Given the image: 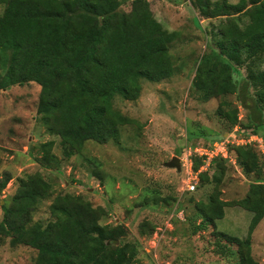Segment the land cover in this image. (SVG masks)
<instances>
[{
    "label": "trees",
    "instance_id": "1",
    "mask_svg": "<svg viewBox=\"0 0 264 264\" xmlns=\"http://www.w3.org/2000/svg\"><path fill=\"white\" fill-rule=\"evenodd\" d=\"M123 3L130 4L128 11L119 9ZM191 3L201 16L219 18L211 34L220 51L209 47L198 57L193 92L201 101L221 97L216 111L228 120L229 128L240 122L238 108L224 97L237 93L249 111L238 135L247 138L260 133L264 129V0ZM0 5V89L29 82L40 86L39 119L48 133L58 137L66 157L80 153L89 140L118 143L121 127L135 120L114 106L115 97L135 100L142 80L158 82L175 71L169 48L177 32L162 26L148 0H0ZM233 64L243 65L247 71L241 90ZM249 87L251 94L247 93ZM216 140L221 136L204 145ZM53 144L52 140L41 144V164L53 162ZM232 150L243 172L257 178L241 199L252 213L251 234L264 216V180H258L262 179L258 156L248 144ZM224 159L213 158L209 168L216 164V170L212 174L208 168L200 170L196 184L217 183L223 174L219 163ZM193 160L192 169L198 171L203 159L192 154ZM9 179L6 175L0 181V191ZM50 190L51 184L39 173L26 174L19 178L9 202L2 205L0 233L12 245L35 248V264L136 261L135 246L120 240L126 228L119 223L101 224L104 209L80 194H57L49 204L50 219L44 224L33 221V208ZM225 204L210 192L208 202L196 204L201 222L193 231L215 225L224 216ZM219 236L237 246L239 264H258L250 256L248 238L238 240L222 232ZM221 246L220 252L225 253Z\"/></svg>",
    "mask_w": 264,
    "mask_h": 264
},
{
    "label": "rangeland",
    "instance_id": "2",
    "mask_svg": "<svg viewBox=\"0 0 264 264\" xmlns=\"http://www.w3.org/2000/svg\"><path fill=\"white\" fill-rule=\"evenodd\" d=\"M148 2L162 26L177 32L169 48L175 71L158 82L142 80L135 100L115 97L114 106L135 120L121 127L118 143L89 140L80 153L66 157L58 137L48 133L39 119L40 86L29 82L0 89V181L6 175L10 177L0 191V221L2 205L15 193L19 178L39 173L51 184V190L37 201L33 221L44 224L50 219L49 204L57 194H80L93 206L104 209L101 224L119 223L126 228L120 240L135 246L133 264H239L237 246L219 232L238 240L248 238L250 256L264 264V216L250 234L252 213L241 201L257 178L254 174L247 176L235 161L232 148L237 144H230L231 151L220 161L223 174L217 183H197L193 191L185 185L187 177L194 174L191 155L196 153L187 152L191 145L203 146L216 136L229 141L233 136L240 138L237 129L249 113L237 93L227 94L224 98L238 108L240 121L229 128L228 120L216 111L222 98L201 101L192 90L198 57L209 47L220 52L211 34L219 18L201 16L191 0ZM119 9L128 11L130 4L123 3ZM2 10L0 5V14ZM233 67L241 90L247 71L243 65ZM251 92L249 87L247 93ZM261 132L264 129L246 143L258 156L262 176L259 181L264 180ZM48 140L54 142L51 152L55 158L51 164L46 161L43 165L38 158L43 153L41 144ZM172 156L180 158L179 170L164 164ZM208 169L212 174L216 164ZM210 192L226 201L224 216L215 225L193 231L201 222L196 204L208 202ZM220 246L225 253L220 252ZM36 255L35 248L12 245L0 233V264H35Z\"/></svg>",
    "mask_w": 264,
    "mask_h": 264
},
{
    "label": "built area",
    "instance_id": "3",
    "mask_svg": "<svg viewBox=\"0 0 264 264\" xmlns=\"http://www.w3.org/2000/svg\"><path fill=\"white\" fill-rule=\"evenodd\" d=\"M251 136H255V135H250L249 138L248 137L238 138L237 136H233L231 141L225 140V139L216 140L209 145H203V146L196 145L192 148H189L187 151L189 155L192 153L198 154L199 156L202 157L203 164L200 166L198 171H194L193 175L187 177V180L185 183L186 189L189 191H193L195 189L196 182L198 180V172L200 170H206L208 166L210 165V162L213 158L217 156H222L223 158H226L228 156V146L230 144H233V143H236L237 145L245 144L252 139Z\"/></svg>",
    "mask_w": 264,
    "mask_h": 264
},
{
    "label": "water",
    "instance_id": "4",
    "mask_svg": "<svg viewBox=\"0 0 264 264\" xmlns=\"http://www.w3.org/2000/svg\"><path fill=\"white\" fill-rule=\"evenodd\" d=\"M164 164L168 167H175L177 170L181 167L180 158L178 156H172L171 159Z\"/></svg>",
    "mask_w": 264,
    "mask_h": 264
}]
</instances>
